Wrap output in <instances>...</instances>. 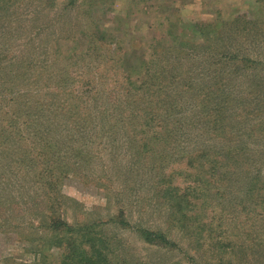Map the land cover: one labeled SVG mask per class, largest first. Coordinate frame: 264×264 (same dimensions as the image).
<instances>
[{
    "label": "rangeland",
    "instance_id": "1",
    "mask_svg": "<svg viewBox=\"0 0 264 264\" xmlns=\"http://www.w3.org/2000/svg\"><path fill=\"white\" fill-rule=\"evenodd\" d=\"M263 17L260 0H0V264H60L62 246L74 229L60 236L61 246L54 239L40 237L44 235L41 229L38 235L30 231L40 214L25 202H30L29 197L39 199V192L36 187L29 189L19 177L24 159L37 161L42 168V162L50 159V148L56 164L79 165L56 186L61 204L55 221L68 228L94 224V234L113 249L115 264H224L217 255L223 250L219 246L230 252L242 244L245 248L238 264H264V186L249 199L257 207L248 214L243 208L249 202L246 195H234L240 187L225 181L234 176L232 162L226 163L227 177L218 175L222 173L219 168L207 176L206 184L195 181L193 169L198 172L224 164L218 152L214 153L222 147L221 132L193 130L188 124L192 113L184 101L182 109L169 115V121L145 128L147 144L149 137L156 142L153 131L164 136L174 128L171 134L175 131L182 139L181 148H163L159 143L142 152L130 140L132 136L140 142L141 137H133L135 119L129 108L137 105V113L146 110L144 101L149 97L133 89L139 86L136 73L131 81L125 79L135 60L150 57L156 39L174 45L171 35L164 32L169 23L176 25L172 33L180 40L201 43L203 30L227 28L236 19L253 25ZM91 34L96 39L94 48ZM258 48L246 49L245 55L255 58L262 68L264 55H255ZM201 62V68L207 66L206 61ZM198 71L196 66L191 80L204 82L208 77ZM240 71L245 73L239 72L228 86L233 98H244L251 75L264 79L262 70ZM162 87L164 92L169 85ZM159 106H153V111L163 112ZM244 107L249 106L234 104L228 118L234 140L243 128L238 113ZM204 116L199 113L192 124ZM108 122L111 127L106 126ZM256 125L260 127L255 133L264 134V108ZM253 140L257 139L247 137L243 144L258 149L262 162L253 154L258 162L254 168H263L257 170L263 183L264 137ZM36 148L45 152L41 158L34 155ZM202 150L209 152L195 158ZM46 164L56 171L53 159ZM241 170L247 171L243 166ZM167 190L182 196L178 200L176 195V202L185 206L182 212L198 213L199 219L193 223L210 222L209 230H202L200 236L194 231L181 235L182 230L168 221V214L177 208L171 210ZM43 199L45 204L50 202ZM119 208L126 223L113 224L108 218L118 215ZM136 225L166 230L176 246L145 243L137 235Z\"/></svg>",
    "mask_w": 264,
    "mask_h": 264
},
{
    "label": "trees",
    "instance_id": "2",
    "mask_svg": "<svg viewBox=\"0 0 264 264\" xmlns=\"http://www.w3.org/2000/svg\"><path fill=\"white\" fill-rule=\"evenodd\" d=\"M260 1L262 4L264 3V0ZM256 22L257 23L253 25L249 23L240 24L238 23V19H236L234 24L238 23V25L232 24L227 28L223 26L220 29L212 28V30H203L201 43L180 40L179 35L172 33L176 25L169 23L166 29H164V32L166 35H171L174 45H166L161 37L156 39L150 47L152 49V53L149 55L150 57L148 59L141 57L138 61L135 60L132 69L129 72L125 71V79L127 82L131 81L133 73L138 75V79L135 80L139 81V86H134L133 89L135 92L144 93L149 97L147 99L145 98L144 101L146 110L141 108L140 112L137 113V105L129 108V113L132 115L130 117L135 119L133 137L137 138L136 134L139 135V138L141 137L139 140L140 142H137L132 136L130 140L137 143L141 151H146L148 148H152V145H158L159 143L163 148H181L182 139H179L178 136L176 137L175 131L171 134L174 128H171L170 132L164 136L157 131H153L156 136L152 137H155L157 143L153 138L149 137L150 144H147L146 139L148 137L145 128L147 126L153 127V125H155L154 123H156L158 127L161 125L159 123H163L165 119L169 121L171 117L169 115L182 109L184 101L185 105L190 108V112L192 113L188 124H190L191 127H195L193 130L196 129L202 133L208 130L211 131V133L215 131L221 132L219 141L222 143V147L214 151V153L218 152L217 155L223 159L222 162L224 164L220 163V167H215L213 165V169H211L210 166L208 169L198 172L193 169V178L201 184H206L208 182L206 179L207 176H212L216 172V169L219 170V168L222 169V173L218 175L227 177L230 172L227 170L228 166L226 163L230 165L232 162L231 167L234 168V176L232 179L226 178L225 181L228 182V185L231 182L237 183L241 191L239 192L238 190L234 195L240 196V194H244L248 200L252 199L256 192L260 190V187L264 186V182L261 183L257 172L258 169L261 171L263 168H254V164L258 162L257 159L253 157V154H256L262 162V158L257 154L258 149L253 146L248 148L250 143L248 145L243 144V141L247 137L248 139L255 137L257 140L260 137H264L262 133H255L258 132L257 129L260 127L256 125V123L260 121V113L264 108V79H261V75H251L249 78V87L245 89L246 93L244 98L241 96L233 98L228 86L232 78H236L239 72L245 73L240 71L241 69H245L247 72L253 70L264 71V67H257L255 58L252 59L245 55L255 47H259L255 54L256 56L264 55V17L262 20ZM98 32L103 35V30ZM233 35H237L238 39ZM94 37L93 34L90 35L91 47L93 46V48L96 41ZM233 41H235L236 44L231 45ZM110 43H112V41H110ZM246 49H248L247 52ZM199 59L204 62L206 61L207 66L201 68L202 62H196ZM196 66H199L200 72L204 71V77H208L204 82L196 83L191 80L190 74L194 71ZM124 69L129 70L128 68ZM122 73L123 72H119V75ZM183 73L186 74V76H182ZM184 79L187 80L184 82ZM130 83L134 85L132 82ZM171 84L172 86H170ZM162 85H169V87L163 92ZM91 87L88 90L89 92H92V89H94L93 85ZM158 103H160L159 109L163 108V112L153 111L156 110L154 109L156 107L153 106ZM234 104L237 106L247 104L249 106L239 110L238 115L241 121L238 123L243 125L242 127L244 130L240 128V134L235 140L229 135L231 126L228 124V118L231 116ZM111 109H116V107ZM199 113H204V118L199 119L197 124H192V121L196 120V116H198ZM247 121H251V123L247 124ZM111 122H108L106 126L111 127ZM104 126L105 122H100V127L103 128ZM177 127L180 126L178 125ZM177 127L176 129H180ZM261 129L264 131V125H262ZM111 139L115 141V136ZM257 140H253L254 143ZM236 142L237 146L235 144ZM51 149L52 148H50V159H53V165L56 171L46 164V161L50 160L48 158L46 161L42 162V168L37 167V164H39L37 161L24 159V167L21 171V175L19 174V177H22L21 182H23V184L27 185L29 189L36 187L39 192V199L36 197H29L30 202H25L27 206H32L31 209H33L34 213L40 214L38 223L36 226L29 228L30 231L34 230V234L38 235L41 229L44 235L40 237H45L47 239L46 241H48V239H54L55 244L61 246L60 236L63 234L66 235L69 229H74L73 231L76 233L72 231L70 236L67 235L68 238L65 240V245L64 247L62 246L63 252L61 254L60 264H115L111 260L113 249H111L109 243L104 241L100 236L94 234V229L92 228L94 224H76L75 228H68L66 224H61L58 220L55 221L57 206L61 204L57 196L56 186H58L67 175H70L69 173L73 174V172L78 169L79 165L71 164V167L56 164V160L53 158L54 152ZM42 150V148H36L34 155L41 158L42 155L45 154ZM206 152L209 151L202 150L200 154L194 155V157L198 158L202 154H206ZM79 153L83 157H87L86 154H84L85 151H80ZM169 153L170 152H167V154ZM214 161L219 162V160L216 159H214ZM32 162L33 164L31 165L30 163ZM242 166L245 167L247 171L243 172L241 170ZM223 169L226 170L223 171ZM253 169H256L255 172ZM13 170H15V168H13ZM167 191L170 195L168 202H171V210L177 208V210L168 214V221L171 225L177 226L178 229L182 230L181 235L183 232L188 233L189 231H194L195 234H199L200 236L202 230H209L208 227L210 222L206 224L201 223V225L193 223V221L199 219L197 217V212H191V210L182 212L185 208L183 202H176L177 196L179 200V198L182 197L181 195L176 194V196L170 192V190ZM50 194H53V197H51ZM44 197L50 202L45 204ZM60 197L62 198L63 196L60 195ZM239 203L241 204V201L237 202L235 205L240 206ZM39 206L42 207V210ZM256 207V204H251V200H249L248 205L243 208L248 214H253ZM120 209L121 208H119V210ZM42 213H48V216H42ZM122 216L123 214L120 210L118 215L115 217L110 216L108 221L113 222V224H122L121 222L126 223V221L121 218ZM249 218L253 219V217ZM192 224L194 225L193 227ZM135 227L137 235L147 244L165 248L176 246L166 230L161 228L151 229L142 225H136ZM251 233L250 231L249 235ZM208 234L207 231L206 237ZM219 247L223 248V250L217 252V255L222 256V263L238 264L241 261L240 258L242 257H240V254L244 252L243 249L245 248L243 244L235 245L230 252L224 250V246ZM253 247L248 248L251 250Z\"/></svg>",
    "mask_w": 264,
    "mask_h": 264
}]
</instances>
